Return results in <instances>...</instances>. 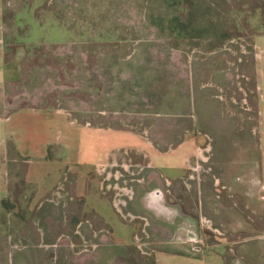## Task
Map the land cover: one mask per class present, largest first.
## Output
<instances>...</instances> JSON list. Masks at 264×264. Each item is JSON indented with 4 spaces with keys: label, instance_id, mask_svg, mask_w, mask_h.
Returning a JSON list of instances; mask_svg holds the SVG:
<instances>
[{
    "label": "rangeland",
    "instance_id": "rangeland-1",
    "mask_svg": "<svg viewBox=\"0 0 264 264\" xmlns=\"http://www.w3.org/2000/svg\"><path fill=\"white\" fill-rule=\"evenodd\" d=\"M163 123L173 144H198L189 193L167 202L183 217L118 224L129 246L73 239L69 219L93 223L88 194L102 192L78 173ZM4 148L0 264H264V0H0ZM68 201L86 213L64 224Z\"/></svg>",
    "mask_w": 264,
    "mask_h": 264
},
{
    "label": "crops",
    "instance_id": "crops-1",
    "mask_svg": "<svg viewBox=\"0 0 264 264\" xmlns=\"http://www.w3.org/2000/svg\"><path fill=\"white\" fill-rule=\"evenodd\" d=\"M170 109L173 108L171 105L168 106ZM165 116L169 118H181L182 114H178L175 110L169 111L165 113ZM171 123H163V134L159 135L155 141L152 139H148L144 134L130 132L129 134L136 135L140 139H142V144H132L131 150L119 152L118 154H112L108 151L104 152L103 160L96 163V168L94 171H87L85 173H78L81 176L91 175L89 177H93L91 180L94 184L99 185V190L102 192L99 194H88V199L91 202V206L94 203L95 206H92V213L103 216L108 224H110L116 231L123 230V227L119 230V225L125 226V230L129 226L130 228H134L137 225L141 224V220H147V218L143 216H148L147 211H153L156 214L163 213L167 215L169 219V215L171 214V209H174L183 217V213L179 205H175L174 203L168 204L166 202V197L172 196L174 201L179 198L181 200L185 199V194L188 191L189 185L185 180L186 170L188 169L189 161L194 152L198 150V144H196L195 140L185 141V139H181L178 143H174L169 140V133L171 135ZM153 127H150V129ZM144 132V131H143ZM136 133V134H135ZM168 138V139H167ZM7 147V146H6ZM16 153L19 155L17 149L15 148ZM6 152L7 148H4L0 155L3 157L2 160L6 161ZM20 156V155H19ZM132 158L133 161H130L129 158ZM165 160L164 164H158L156 159ZM176 158L179 159L176 162ZM133 164V166H131ZM118 168H122L128 171L129 180H130V189H125L121 187V184H116L109 188L110 182L109 178L115 179L120 175V171H117ZM106 187L107 191H109V196L103 192V187ZM184 187L186 190H184ZM123 193L127 196L126 198L122 197ZM151 196H156V201L153 202ZM196 199L195 197L190 196L187 201H191ZM109 201L111 205L115 208V218L101 211V208L104 207L103 202ZM98 202V203H97ZM93 204V205H94ZM97 204L99 207H97ZM101 204V205H100ZM100 208V209H98ZM38 209V210H37ZM37 212L43 211L42 206H37ZM55 209V208H54ZM47 210V209H46ZM45 210V211H46ZM58 212H61L63 215V221L65 224V207L56 208ZM34 211V210H33ZM71 213L82 214L86 212L85 207H75L70 209ZM50 214H53V210H49ZM57 212V214H59ZM41 213V212H40ZM261 214V212H258ZM38 214V213H37ZM169 214V215H168ZM45 215V212L42 213ZM143 215V216H142ZM37 216V215H36ZM127 216L128 221L131 223L128 224L123 221V218ZM117 217V218H116ZM166 216L163 218H158L162 221H167ZM183 218H181L182 220ZM119 223H116V221ZM52 222V221H51ZM167 228L157 227L156 231L162 233L165 237V232H167ZM56 239H52L53 241L50 243L46 242L45 246H54L57 240L62 239L65 236V233L58 235ZM119 237L123 238V236L119 235ZM124 239V238H123ZM43 240V239H41ZM39 245V244H38ZM167 256H178V253H167L164 254Z\"/></svg>",
    "mask_w": 264,
    "mask_h": 264
},
{
    "label": "flooded vegetation",
    "instance_id": "flooded-vegetation-1",
    "mask_svg": "<svg viewBox=\"0 0 264 264\" xmlns=\"http://www.w3.org/2000/svg\"><path fill=\"white\" fill-rule=\"evenodd\" d=\"M129 159H130V161H133V159L131 157ZM131 166H133V164H131ZM117 171H120L119 172L120 175H119L118 178H115V179L114 178L113 179L109 178L108 179V181L110 182L109 188L111 189L112 186H115L118 183V184H121L122 185L121 187H123L125 189H130L129 187L131 185H130L128 171H126V170H124L122 168H118ZM91 179H93V177ZM88 188H90V184L85 185L83 187V190H85L87 192L88 191ZM110 189H108V190L110 192H112ZM125 194L123 193V195H121V196L124 197V198H126L127 197L126 196L127 194L126 195ZM170 196H172V193H170ZM170 196H167L165 198L166 199V202H171L169 200V199H171ZM82 199H83L82 196L77 197V201H81ZM69 200L72 201L73 198L71 197V198H69ZM173 201H172V203H174ZM69 204H70L69 201L67 203H65V212H66L65 219L68 217V215L69 216L70 215H74L70 211L71 208L67 207ZM91 214H92V216L94 218H96V220H94L93 223H87L88 220H85V222L87 223V229H85L86 226H84L85 225L84 224L85 223L84 220L79 219V220L76 221L75 218H72L74 216H72L69 219V221H68V223L66 225L70 226V228L72 230L71 231L72 232L71 235H72L73 239L78 238V241H84V242H86L87 240L91 241V237H93L94 238L93 239L94 241H99L98 242L99 245L97 244L98 246L105 245V244H103L101 242L102 240H105L106 242L108 241L110 243L113 242L112 244L114 246L115 245H119V244H124L125 246H129V245H131L133 243V241H134L133 239H130L131 242H126V241H124L125 239L119 237L117 235V233H116L115 228H113L110 224H108L107 221L105 220V218L103 216H100V215H97V214L94 215V213H92V212H91ZM172 225H173V223H172ZM170 227H172V226H170ZM100 242H101V244H100Z\"/></svg>",
    "mask_w": 264,
    "mask_h": 264
}]
</instances>
